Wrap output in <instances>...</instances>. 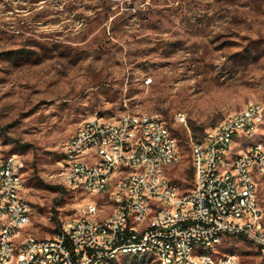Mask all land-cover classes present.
<instances>
[{
	"label": "rangeland",
	"instance_id": "1",
	"mask_svg": "<svg viewBox=\"0 0 264 264\" xmlns=\"http://www.w3.org/2000/svg\"><path fill=\"white\" fill-rule=\"evenodd\" d=\"M250 103L264 108V0H0V138L25 163V234L54 236L86 201L63 185L59 165L86 120L160 116L181 153L167 174L186 194L192 139ZM259 196L264 215V178ZM217 251L264 264L242 237ZM110 264L160 263L138 255Z\"/></svg>",
	"mask_w": 264,
	"mask_h": 264
},
{
	"label": "built area",
	"instance_id": "2",
	"mask_svg": "<svg viewBox=\"0 0 264 264\" xmlns=\"http://www.w3.org/2000/svg\"><path fill=\"white\" fill-rule=\"evenodd\" d=\"M263 125V106L250 103L193 138L194 187L184 194L167 174L181 153L164 119L127 113L114 122L86 120L59 162L63 185L86 201L48 238L25 234L32 223L25 163L5 153L0 138V264H110L138 255L160 264H239L235 254L219 256L227 236L264 253Z\"/></svg>",
	"mask_w": 264,
	"mask_h": 264
}]
</instances>
